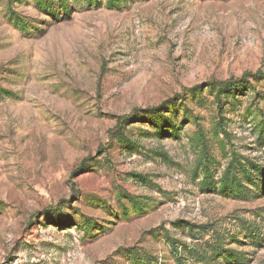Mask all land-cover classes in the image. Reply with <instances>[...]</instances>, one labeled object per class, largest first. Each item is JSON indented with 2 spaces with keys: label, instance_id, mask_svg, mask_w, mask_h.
<instances>
[{
  "label": "rangeland",
  "instance_id": "1",
  "mask_svg": "<svg viewBox=\"0 0 264 264\" xmlns=\"http://www.w3.org/2000/svg\"><path fill=\"white\" fill-rule=\"evenodd\" d=\"M0 264H264V0H0Z\"/></svg>",
  "mask_w": 264,
  "mask_h": 264
},
{
  "label": "trees",
  "instance_id": "2",
  "mask_svg": "<svg viewBox=\"0 0 264 264\" xmlns=\"http://www.w3.org/2000/svg\"><path fill=\"white\" fill-rule=\"evenodd\" d=\"M252 75H261V74H252ZM262 77V76H261ZM220 86H227L230 82H218ZM128 117L124 118L123 122H127ZM123 127L122 123L118 126V130H120ZM120 132V131H119Z\"/></svg>",
  "mask_w": 264,
  "mask_h": 264
}]
</instances>
